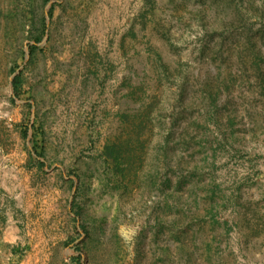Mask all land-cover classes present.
<instances>
[{"label":"rangeland","instance_id":"374dc122","mask_svg":"<svg viewBox=\"0 0 264 264\" xmlns=\"http://www.w3.org/2000/svg\"><path fill=\"white\" fill-rule=\"evenodd\" d=\"M0 264H264V0H0Z\"/></svg>","mask_w":264,"mask_h":264},{"label":"crops","instance_id":"0c3cea01","mask_svg":"<svg viewBox=\"0 0 264 264\" xmlns=\"http://www.w3.org/2000/svg\"><path fill=\"white\" fill-rule=\"evenodd\" d=\"M55 215L53 216L52 215V218L54 220V224L55 222H58L60 223L61 222V217L59 216V214L56 215V213H54ZM63 221H65V210H64V213H63Z\"/></svg>","mask_w":264,"mask_h":264}]
</instances>
